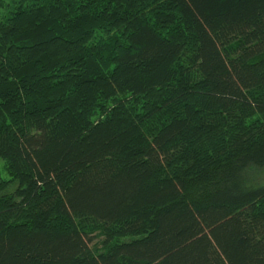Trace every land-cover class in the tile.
<instances>
[{"label": "trees", "instance_id": "trees-1", "mask_svg": "<svg viewBox=\"0 0 264 264\" xmlns=\"http://www.w3.org/2000/svg\"><path fill=\"white\" fill-rule=\"evenodd\" d=\"M0 160V264H264V0H0Z\"/></svg>", "mask_w": 264, "mask_h": 264}, {"label": "rangeland", "instance_id": "rangeland-1", "mask_svg": "<svg viewBox=\"0 0 264 264\" xmlns=\"http://www.w3.org/2000/svg\"><path fill=\"white\" fill-rule=\"evenodd\" d=\"M8 179V175L6 172V168L4 166V162L0 160V179ZM242 179L248 180L249 184L251 185H264V166L260 168L251 167L246 169L242 174ZM258 183V184H257ZM17 186L16 182H11L8 186L4 189V192L11 193ZM189 196L195 197L192 190H190ZM92 241L90 243L91 246L97 245L99 246L100 240L102 237L97 236V233H93Z\"/></svg>", "mask_w": 264, "mask_h": 264}]
</instances>
